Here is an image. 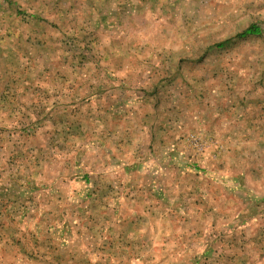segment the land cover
<instances>
[{"label": "rangeland", "instance_id": "obj_1", "mask_svg": "<svg viewBox=\"0 0 264 264\" xmlns=\"http://www.w3.org/2000/svg\"><path fill=\"white\" fill-rule=\"evenodd\" d=\"M12 1L0 0V264H81L82 252L102 253L105 245L90 237L99 229L87 221L90 207L102 204L128 207L124 219L136 214L129 206L227 205L235 224L262 240L264 0H162L167 18L152 11L145 19L137 11L124 42L132 46L127 54L133 61L149 62L144 68L137 64L139 71L152 76L125 85L114 84L116 70L104 67V44L111 41L106 36L99 46L98 20L87 13V4ZM35 7L42 24L27 16L2 20L8 12L32 13ZM63 11L69 15L61 21L57 13ZM252 24L261 28L259 35L238 37ZM83 34L88 43L98 42L87 53L68 37ZM101 76L110 84H102ZM181 76L184 85L172 79ZM83 77L92 84H84ZM160 77L165 81H153ZM91 87L116 91L126 105L131 87L155 93L156 104H168L171 133L168 139L154 136L150 148L157 160L139 168L138 180L131 178L129 165H114L121 156L128 161L130 153L137 156L130 146L87 143L88 132L83 138L81 129H87L88 112L60 110L67 104L86 109L90 100L82 93ZM263 254L264 243L250 244V264Z\"/></svg>", "mask_w": 264, "mask_h": 264}, {"label": "crops", "instance_id": "obj_2", "mask_svg": "<svg viewBox=\"0 0 264 264\" xmlns=\"http://www.w3.org/2000/svg\"><path fill=\"white\" fill-rule=\"evenodd\" d=\"M5 1L9 5L14 4L12 0ZM25 2L26 0L22 4H26ZM36 3L35 5H37ZM163 3L165 1L162 0H81L80 4L88 5L87 13L89 12L88 14L93 15V19L98 20L99 46L100 40L104 44L106 36L111 41L109 45L104 44V67L116 70L112 79L114 84H135L138 83L139 76L143 78V82L151 80L149 78L152 76L151 71L142 69L139 71L136 67L137 64H141V68L147 67L149 62L144 63L141 59L133 61V57L127 54L132 46L126 44L124 40L128 36L127 26L137 11H141V16L145 19L150 17L147 13L152 11L156 12V17H169ZM95 4L96 6H93ZM125 4L130 6L128 11H123L121 8ZM111 5L113 8L110 7ZM68 15L67 11L58 12L57 19L62 21L68 18ZM9 16L21 21L27 16L29 20H33V23L42 24L43 22V15L39 7H35L32 13L20 12V10H17L16 14L8 12L2 17V20L5 18L8 21ZM84 18L87 21L90 20L89 17ZM8 26L4 30L7 36L11 35V29ZM107 26L111 30H108ZM36 34L34 31L33 35ZM86 36L83 34L78 39L76 36L69 35L68 37L74 39L75 44L79 41L80 43L76 44L77 49L87 53L92 51L93 46L98 42L88 43ZM67 45L70 44H66L65 47ZM21 46L22 52H24L26 48L24 45ZM152 65L153 62L150 65L151 68ZM165 66L169 67L168 63ZM101 78L105 80L102 84H110L105 83L108 82L105 76H101ZM164 79L160 77L153 81L162 83L165 81ZM172 79L181 80L183 85L186 83L182 76ZM82 80L84 84L93 82L85 77ZM69 82L74 84V81ZM91 88L92 90L82 93V99L90 100L86 109L83 105L75 107L67 104L60 110L66 115H74L77 112L81 114L82 111L86 115L88 112L87 116H91V118L88 119L87 129L85 126H83V130L81 129L83 138L84 133L88 132L85 134L88 135L87 143H117V146L121 143L120 146H130L132 153H137V156L130 153L131 160L129 161L128 158L123 159L121 156L114 165L117 164L120 167L129 165L131 172H134V177L131 178L138 180L139 168L141 166L148 168L157 160L150 148L156 143L154 136L171 133V126H168V117L170 116L168 104L166 107L161 102L156 104L155 93L141 91L139 94L137 89L134 91L131 87L129 98H127L128 105H126L122 100L124 97L116 95V91H113L114 93L111 95L108 89ZM96 92L99 93L97 96ZM143 101L145 102L143 103ZM177 111L178 116H180V112L183 114L184 105L180 106ZM151 119L155 121V124L150 123ZM122 130L124 136L119 132ZM118 134H121L122 138H116ZM157 143L163 142L157 140ZM261 194L259 209L264 207L262 204L264 203V193ZM126 208L128 207L103 204L90 207L87 221L88 223L92 222V225L89 226L99 230L97 234L89 230L88 233L91 232L90 237L95 238L99 244L103 243L108 246L107 248L104 246L105 250L95 256L82 252L80 254L81 264H93L94 258L96 264H250V244L264 243L263 236H260L262 237L261 241L258 237L251 238L246 229L244 231L243 225L235 224L233 213L231 210L228 211L227 205L144 204L143 206H129V211L136 214L124 219L122 212ZM241 223H245V221L242 220ZM263 258L264 254L258 259V264H264V262H260V259L263 260ZM76 259L78 260L79 257Z\"/></svg>", "mask_w": 264, "mask_h": 264}, {"label": "trees", "instance_id": "obj_3", "mask_svg": "<svg viewBox=\"0 0 264 264\" xmlns=\"http://www.w3.org/2000/svg\"><path fill=\"white\" fill-rule=\"evenodd\" d=\"M260 33H261V28L256 24H252L246 30L239 33L238 37H247V36H254V35L256 36V35H259ZM227 42L228 41L217 43L215 46L221 47V46H224Z\"/></svg>", "mask_w": 264, "mask_h": 264}]
</instances>
